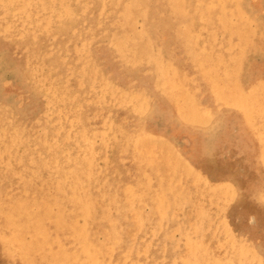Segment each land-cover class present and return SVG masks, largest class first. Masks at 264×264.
Here are the masks:
<instances>
[{
	"label": "rangeland",
	"instance_id": "obj_1",
	"mask_svg": "<svg viewBox=\"0 0 264 264\" xmlns=\"http://www.w3.org/2000/svg\"><path fill=\"white\" fill-rule=\"evenodd\" d=\"M142 1L0 0V264H264V0Z\"/></svg>",
	"mask_w": 264,
	"mask_h": 264
},
{
	"label": "bare ground",
	"instance_id": "obj_2",
	"mask_svg": "<svg viewBox=\"0 0 264 264\" xmlns=\"http://www.w3.org/2000/svg\"><path fill=\"white\" fill-rule=\"evenodd\" d=\"M141 1H142V0H141ZM144 1H145V0H144ZM147 1H148V0H147ZM149 1H150V0H149ZM149 1H148V2H149ZM157 1H158V0H157ZM159 1H160V0H159ZM161 1H162V0H161ZM161 1H160V3H161ZM166 1H167V4H171V7L173 8V10H174L173 12H174L175 14H180V12H181V11H180V10H181V4H180L181 1H180V0H166ZM231 1H234V0H231ZM237 1H238V0H237ZM246 1H247V0H246ZM65 2H66V1H65ZM142 2H143V1H142ZM148 2L146 3L147 5H149ZM155 2H156V0L154 1V3H155ZM192 2H193V1H192ZM234 2H235V1H234ZM239 2H241V1H239ZM62 3H63V2H62ZM144 3H145V2H144ZM163 3H164V2H163ZM224 3H225V0H198V1H197V4H199V5H198V10H200L201 13H203V16H209V15H210V12H211L215 7H219V6L222 7V8H221V11L225 12V14L228 13V12H227V7H226V5H225ZM241 3H243V2H241ZM31 4H32V3H31ZM233 4L235 5V3H233ZM15 5H16V4H15ZM234 5H233V6H234ZM245 5H246V4H245ZM245 5H244V6H245ZM241 6H242V5H241ZM15 7H18V6H15ZM31 7H32V6H31ZM150 7H152V5H151ZM4 10H5V9H4ZM128 10H129V9H128ZM196 11H197V10H196ZM247 11H249V10H247ZM20 12H21V11H20ZM25 13H26V12H25ZM27 13H28V12H27ZM21 14H22V13H21ZM228 15H230V14H228ZM120 16H121V15H120ZM25 17H26V16H25ZM1 18H2V17H1ZM118 18H119V17H118ZM34 19H35V18H34ZM128 19H129V25H131V24H130V17H129ZM212 19H213V18H212ZM223 19H224V17H223L222 19H220V20H223ZM7 20H8V19H7ZM114 20H115V19H114ZM114 20H112V22H113ZM119 20H120V19H119ZM112 22H111V23H112ZM123 22H124V19H123ZM43 23H44V22H43ZM43 23H42V24H43ZM125 23H126V22H125ZM227 23H228V22H227ZM227 23H226V24H227ZM224 24H225V23H224ZM226 24H225V25H226ZM109 25H110V24H109ZM120 25H121V24H120ZM123 25H124V24H123ZM125 25H126V24H125ZM29 26H30V25H29ZM121 26H122V25H121ZM127 26H128V25H127ZM202 26H204V25H202ZM105 27H106V26H105ZM107 27H108V26H107ZM116 27H117V26H116ZM116 27L113 28V29L115 30ZM83 28H84V27H83ZM130 28H131V27H129V29H130ZM178 28H179V27H178ZM220 28H221V27H220ZM262 28H263V27H262ZM262 28H261V29H262ZM108 29H109V28H108ZM122 29H123V28H122ZM126 29H128V27H126ZM117 30H118V29H117ZM117 30H116V31H117ZM243 30H244V28H243ZM256 30H257V29H256ZM116 31H115V33H116ZM131 31H132V30H131ZM131 31H130V32H131ZM198 31H199V30H198ZM36 32H37V31H36ZM127 32H128V31H127ZM127 32H126V33H127ZM130 32H129V34H130ZM135 32H137V31H135ZM176 32H177V29H176ZM178 32H179V30H178ZM181 32H182V31H181ZM124 33H125V31H124ZM126 33H125V35H126ZM133 33H134V32H133ZM29 34H30V33H29ZM120 34H121V33H120ZM134 34H135V33H134ZM4 35H5V34H4ZM15 36H16V35H15ZM120 36H121V35H120ZM128 36H129V35H128ZM232 36H234V35H232ZM135 37H136V35H135ZM4 38H6V37H4ZM118 38H119V37H118ZM130 38H133V36L130 37ZM136 38H137V37H136ZM256 38H257V37H256ZM7 39H8V38H7ZM68 39H69V38H68ZM113 39H114V38H113ZM116 39H117V37H116ZM252 39H253V38H252ZM111 40H112V39H111ZM143 40H144V39H143ZM223 40H225V38H224ZM234 40H235V39H234ZM112 41H113V40H112ZM231 41H232V40H231ZM113 42H114V41H113ZM225 42H226V41H225ZM227 42H228V41H227ZM50 43H51V42H50ZM139 43H140V42H139ZM141 43H142V42H141ZM222 43H223V42H222ZM130 44H131V43H130ZM199 44H200V43H199ZM232 44H233V43L231 42V45H232ZM145 46H146V45H145ZM194 49H195V48H194ZM228 49H229V48H228ZM184 50H185V49H184ZM145 51L148 52L147 49H145ZM190 51H191V50H190ZM192 51H193V50H192ZM46 52H47V51H46ZM231 52H232V51H231ZM164 53H165V52H164ZM189 53H190V52H189ZM153 54H154V53H153ZM255 55H256V54H255ZM4 57H5V56H4ZM187 58H188V56H187ZM191 58H192V57H191ZM145 59H146V58H145ZM140 60H141V61H144L143 59H140ZM192 60H193V59H192ZM194 60H195V59H194ZM28 61H29V59H28ZM190 61H191V60H190ZM125 62H126V61H125ZM138 62H139V61H138ZM124 64H125V63H124ZM126 64H127V62H126ZM156 64H157V67L159 68L158 71L160 72V75L163 76V75L167 72V69L165 68V66L161 65V62H160V61L158 62V60H156ZM210 64L212 65V63H210ZM210 64H209V65H210ZM237 68H238V66H237ZM237 68L235 67V70H236V71H237ZM30 69H31V68H30ZM196 69H197V68H196ZM145 70H146V69H145ZM233 70H234V69H233ZM235 70H234V72H236ZM243 70H247V69H242V71H243ZM144 72H145V71H144ZM225 72H226V71H225ZM230 72H231V70L229 71V77L227 76L228 78H230L231 75H232V77H233V74H234V73H232L233 71L231 72V73H232L231 75H230ZM238 72H239V71H238ZM223 74H224V73H223ZM227 74H228V73H227ZM245 74H246V73H245ZM245 74H244V76L246 77ZM217 75H218V74H217ZM217 75H216V76H217ZM236 75H237V74H236ZM240 75H241V74H240ZM219 76H220V75H219ZM232 77H231V78H232ZM224 78L226 79V77H224ZM228 78H227V79H228ZM231 78L228 79V80H225V81H228V82H229V81L231 80ZM233 78H234V77H233ZM235 78H236V76H235ZM235 78L232 79L234 83H235V81L237 80V79L235 80ZM170 79H171V78H170ZM170 79H169V80H170ZM222 79H223V78H222ZM246 79H247V78H246ZM234 80H235V81H234ZM243 80H244V79H243ZM159 81H162V80L160 79ZM180 81H181V80H180ZM205 81H206V80H205ZM217 81H219V79H217ZM217 81H216L215 84H218ZM223 81H224V80H223ZM223 81H222V83H223ZM225 81H224V83H225L226 85H228V84H227L228 82H225ZM246 81H247V80H246ZM230 82H231V81H230ZM233 82H232V83H233ZM238 82H239V80H238ZM238 82L236 81L235 84H237ZM168 83H169V82H168ZM222 83H221V84H222ZM224 83H223V84H224ZM254 83H255V82H254ZM257 83H258V82H257ZM257 83H256V84H257ZM209 84H210V83H209ZM209 84H208V85H209ZM215 84H214V85H215ZM238 84H240V83H238ZM238 84H237V86H239ZM193 85H194V84H193ZM214 85H213V86H214ZM233 85H234V84H233ZM233 85H231V86H233ZM244 85H245V83H244ZM252 85H254V84H252ZM206 86H207V85H206ZM211 86H212V85H211ZM213 86H212V88H213ZM216 86H217V85H216ZM235 86H236V85H234V88H236ZM217 87H218V86H217ZM228 87H229V86H228ZM243 87H244V86H243ZM40 88H41V87H40ZM127 88H128V87H127ZM209 88H210V87H209ZM226 88H227V86H226ZM230 88H231V87H230ZM210 89H211V88H210ZM210 89H209V90H210ZM228 89H229V88H228ZM232 89H233V88H232ZM232 89H229L230 92H231ZM252 89H254V88H252ZM209 90H208V91H209ZM212 90H213V89H212ZM235 90H236V89H235ZM235 90H234V91H235ZM245 90H246V88H245ZM127 91H128V90H127ZM137 91H138V90H137ZM214 91H215V90H214ZM214 91H213V92H214ZM232 91H233V90H232ZM234 91H233V92H234ZM249 91H252V90H249ZM249 91H248V92H249ZM213 92H212V93H213ZM215 92H216V91H215ZM222 92H225V90H224V91L222 90ZM226 92H227V90H226ZM233 92H232V93H233ZM245 92H246V91H245ZM216 93H217V92H216ZM232 93L229 94V95H227V96H225L224 98H225L227 101H229V102L235 104L236 106L242 108L243 110H245V113H246V114H249V115H247V116L251 117V114H253L254 112H256V111H255L254 104H253V99H254V97L251 98V96H249V95H247V94H244V91H243V94L239 93L238 91H235L233 94H232ZM254 94H255V93H254ZM213 95H214V94H213ZM216 96H217V95H216ZM218 98H219V97H218ZM218 98H217V99L214 98L215 101L218 100ZM137 100H138V99H137ZM172 100H173V99H172ZM215 104H216V103H215ZM217 104H218V103H217ZM142 105H143V104H142ZM220 105L222 106V104H221V103L219 104V106H218L219 108L221 107ZM255 105H256V104H255ZM2 108H3V106H2ZM134 108H135V107H134ZM235 108H236V107H235ZM235 108H234V109H235ZM153 110H154V109H153ZM52 111H53V110H51V112H52ZM44 112H45V110H44ZM44 112H43V114H44ZM152 112H153V111H152ZM239 112H240V110H239ZM241 113H242V112H241ZM53 114H54V113H53ZM160 114H162V113H160ZM219 114H220V113H219ZM221 114H223V113L221 112ZM221 114H220V115H221ZM155 115H156V114H155ZM210 115H211V114H210L209 111L204 110V109H201V110H200V109H198V108H195V106H192L190 112L187 113L185 117H186L189 121L201 123V124L204 125L206 128H209V129L211 128V129H212V126H211L212 124H211V122H210V118H209ZM156 116H157V115H156ZM213 116H214V115H213ZM215 116H216V114H215ZM215 116H214V117H215ZM218 116H219V115H218ZM260 116H261V114H260ZM159 117H161V116H159ZM162 117H163V116H162ZM45 118H46V117H45ZM219 119H220V118H219ZM261 119L263 120L264 118H260L259 120L262 121ZM151 120H152V119H151ZM262 122H264V121H262ZM58 123H59V122H58ZM153 123H154V122H153ZM214 123H215V122H214ZM214 123H213V124H214ZM219 124H220V123H219ZM253 124H256V123H253ZM47 125H49V124H47ZM52 125H53V124H52ZM58 125H59V124H58ZM60 125H61V122H60ZM220 125H221V124H220ZM220 125H219V126H220ZM213 126H214V125H213ZM252 126H253V125H252ZM52 128H53V127H52ZM215 128H216V127H215ZM0 129H1V128H0ZM23 129H24V128H23ZM47 129H48V128H47ZM49 129H50V128H49ZM250 129H251V128H250ZM263 129H264V125H263ZM21 130H22V128H21ZM24 130H25V129H24ZM24 130H23V131H24ZM27 130H28V129H27ZM216 130H217V129H216ZM13 131H15V132H12L13 135H14V133H17V132H16V129L13 130ZM257 131H258V130H256V133H257ZM131 132H132V131H131ZM137 133H138V132H137ZM256 133L254 134V136L256 135ZM21 134H22V133H21ZM129 134H130V133H129ZM143 134H144V136L150 138V134H147V132H145V133H143ZM24 135H25V134H24ZM24 135H23V136H24ZM139 135H140V133H139ZM258 135H259V131H258ZM262 135H263V134H262ZM6 136H7V135H6ZM128 136H129V135H128ZM260 136H261V135H260ZM263 137H264V135H263ZM171 138H172V137H171ZM5 139H6V138H5ZM53 139H54V138H53ZM261 139H262V138H260V140H261ZM9 140H10V139H9ZM40 140H41V139H40ZM4 141H5V140H4ZM7 141H8V140H7ZM16 141H17V140H16ZM16 141H15V142H16ZM5 142H6V141H5ZM263 142H264V141H263ZM2 143H3V142H1L0 144H2ZM134 143H135V142H134ZM3 144H5V143H3ZM133 145H134V144H133ZM17 146H18V145H17ZM41 147H42V146H41ZM123 147H124V146H123ZM12 149H13V148H12ZM41 149H42V148H41ZM25 150H28V149H25ZM30 150H31V149H30ZM258 150H259V149H258ZM261 150H263V149H261ZM17 151H18V150H17ZM28 151H29V150H28ZM32 151H33V150H32ZM127 151H128V150H127ZM129 151H130V149H129ZM135 151H136V150H135ZM19 152H21V151H19ZM24 152H25V151H24ZM30 152H31V151H30ZM136 152H137V151H136ZM259 152H260V151H259ZM22 153H23V150H22ZM25 153H28V152L26 151ZM43 153H44V152H43ZM263 153H264V152H263ZM18 154H19V153H18ZM47 154H49V153L47 152ZM94 154H95V153H94ZM133 154H134V153H133ZM136 154H137V153H136ZM258 155H259V154H258ZM11 157H12V156H11ZM14 157H15V156H14ZM55 157H56V156H55ZM59 157H60V156H59ZM259 157H260V156H259ZM56 158H57V157H56ZM140 158H141V157H140ZM27 159H28V158H27ZM27 159L25 158L24 160H27ZM260 159H261V158H260ZM9 160H10V159H9ZM58 160H59V159H58ZM131 161H132V159H131ZM141 161H142V160H141ZM258 161H263V159H262V160H258ZM188 162H189V161H188ZM84 163H85V162H84ZM142 163H143V162H142ZM259 164H260V163H259ZM49 165H50V164H49ZM140 165H141V163H140ZM144 165H145V164H144ZM77 166H78V164H77ZM193 166H194V165H193ZM260 166H261V164H260ZM13 167H14V166H13ZM137 168H138V167H137ZM155 168H156V167H155ZM194 168H195V167H194ZM0 170H1V169H0ZM145 170H146V169H145ZM151 170H152V169H151ZM196 170H197V169H196ZM194 172H195V171H194ZM194 172H192V173H194ZM196 172H197V171H196ZM143 173H144V172H143ZM162 173H163V172H162ZM201 173H202V172H201ZM201 173H200V174H201ZM206 174H207V173H206ZM38 175H39V174H38ZM90 175H91V174H90ZM188 176H189V175H188ZM193 176H196V174L193 175ZM206 176H207V175H206ZM39 177H40V176H39ZM202 177H203V176H202ZM141 179H142V178H141ZM37 180H38V179H37ZM198 180H199V179H198ZM198 180H197V181H198ZM203 180H204V178H203ZM33 181H35V180H33ZM201 181H202V180H201ZM201 181H200V182H201ZM207 181H208V180H207ZM136 182H138V181H136ZM136 182H135V183H136ZM195 182H196V180H195ZM222 182H223V181H222ZM226 182H227V181H226ZM128 183H129V182H128ZM220 183H221V182H220ZM206 184H207V183H206ZM135 185H136V184H135ZM76 186H77V185H74V187H72V186L70 185V188L72 189V193H73V195H74V194H75V195H78V193L75 191ZM141 186H142V185H141ZM41 187H43V186H41ZM199 187H200V186H199ZM182 188H183V187H182ZM136 189H138V187H137ZM141 189H142V188H141ZM205 189H206V188H205ZM132 190H133V189H132ZM179 190H180V189H179ZM133 191H134V190H133ZM168 191H169V190H168ZM136 192H137V191H136ZM140 192H141V191H140ZM51 193H52V192H51ZM133 193H134V192H133ZM46 194H47V193H46ZM135 194H136V193H134V195H135ZM201 194H202V193H201ZM262 195H263V194H262ZM33 198H34V197H33ZM73 198H74V201H76V202H78V203L81 204V207H80V209H81V215H82V216H89V214L91 213L90 203H89L86 199H84V198H82V197H79V198H75V197H73ZM30 199H31V198H30ZM48 199H49V198H48ZM75 199H76V200H75ZM154 201H155V200H154ZM180 201H181V200H180ZM162 202H163V201H162ZM176 203H177V201H176ZM212 203H213V202H212ZM155 204H156V203H155ZM183 207H184V206H183ZM101 209H102V208H101ZM171 209H172V208H171ZM208 209H209V208H208ZM141 211H142V210H141ZM170 211H171V210H170ZM195 211H196V210H195ZM228 211H229V210H228ZM166 212H167V211H166ZM217 212H218V210H217ZM177 213H178V212H177ZM182 213H184V212H182ZM172 214H174V212H173ZM14 215H15V214H14ZM174 215H175V214H174ZM188 215H189V214H188ZM142 216H143V215H142ZM107 217H108V216H107ZM202 217H203V216H202ZM108 218H109V217H108ZM172 218H173V217H172ZM78 220H79V219H78ZM159 220H160V219H159ZM17 221H18V220H17ZM17 221H16V222H17ZM144 221H145V219H144ZM155 221H156V220H155ZM163 221H164V220H163ZM206 221H207V220H206ZM206 221H205V222H206ZM13 222H14V218H13ZM196 222H197V221H196ZM213 222H214V221H213ZM227 222H228V221H227ZM167 223H168V222H167ZM79 224H80V223H79ZM180 224H181V222H180ZM185 224H186V223H185ZM80 225H81V224H80ZM143 225H144V224H143ZM167 225H168V224H167ZM195 225H196V223H195ZM206 225H207V224H206ZM221 225H222V224H221ZM229 225H232V224H229ZM131 226H132V225H131ZM201 226H202V225H201ZM204 226H205V225H204ZM32 227H33V226H32ZM81 227H82V225H81ZM157 227H158V226H157ZM162 227H163V225H162ZM175 227H176V226H175ZM187 227H189V226H187ZM197 227H198V226H197ZM197 227H196V228H197ZM217 227H218V226H217ZM10 228H11V227H10ZM38 228H39V227H38ZM153 228L157 229L156 227H153ZM32 229H33V228H32ZM34 229H36V228H34ZM115 229H117V228H115ZM121 229H122V228H121ZM149 229H150V228H149ZM181 229H182V228H181ZM186 229H187V228H185V229H183V230L185 231ZM189 229H191V227H189ZM189 229H187L188 231H186V233L189 232V231L191 232V230H189ZM198 229H199V228H198ZM220 229H222V228H220ZM1 230H3V229H1ZM27 230H28V229H27ZM201 230H202V229H201ZM213 230H214V229H213ZM224 230H225V229H224ZM226 230H227V229H226ZM97 231H98V230H97ZM170 231H172V230L170 229ZM216 231H217V229H216ZM219 231H220V230H219ZM236 231H237V230H236ZM74 232H75V231H74ZM181 232H182V230H181ZM201 232L203 233V231H201ZM222 232H224V231H222ZM117 233H118V232H117ZM147 233H149V232H147ZM150 233H151V232H150ZM156 233H157V232H156ZM166 233H167V232H166ZM183 233H184V234H183ZM229 233H230V232H228V234H229ZM74 234H75V233H74ZM107 234H108V233H107ZM118 234H121V233H118ZM187 234H188V233H187ZM189 234H190V233H189ZM198 234H199V231H198ZM228 234H227V235H228ZM230 234H231V233H230ZM125 235H126V234H125ZM148 235H149V234H148ZM156 235H157V234H156ZM180 235H181V234H180ZM185 235H186L185 232H182V236H180V237H184ZM196 235H197V234H196ZM225 235H226V234H225ZM0 236H3V235H0ZM92 236H93V235H92ZM167 236H168V235H167ZM190 236H192V235H190ZM194 236H195V235H194ZM200 236H201V233H200ZM204 236H206V235H204ZM221 236H222V235H221ZM239 236H240V235H239ZM4 237H5V236H4ZM155 237H156V236H155ZM180 237H179V238H180ZM187 237H188V235H187ZM197 237H198V236H196V239H197ZM230 237H231V235H230ZM121 238H122V237H121ZM130 238H131V237H130ZM179 238H178V239H179ZM188 238H190V237H188ZM193 238H194V237H193ZM193 238L190 239L191 242H192V240H195V238H194V239H193ZM220 238H221V237H220ZM224 238H225V236H224ZM237 238H238V237H237ZM239 238H240V237H239ZM0 239H1V238H0ZM92 239H93V238H92ZM119 239H120V238H119ZM126 239H127V238H126ZM126 239H125V240H126ZM137 239H138V238H136V241H137ZM145 239H146V238H145ZM180 239H181V238H180ZM185 239H186V238H185ZM185 239H184V240H185ZM215 239H216V238H215ZM225 239H227V238H225ZM231 239H232V238H231ZM166 240H167V238H166ZM222 240H224V239H222ZM229 240H230V238H229ZM235 240H236V239H235ZM239 240H240V239H239ZM239 240H238V241H239ZM120 241H121V240H120ZM128 241H129V240H128ZM174 241H175V240H174ZM174 241H172V242H174ZM177 241H178V240H177ZM188 241H189V239H188ZM196 241H199V237H198V239H197ZM203 241H204V240H203ZM238 241H237V245H239V244H238ZM240 241L243 242L242 239H241ZM123 242H124V241H123ZM123 242H122V243H123ZM129 242H130V241H129ZM169 242H171V240H170ZM172 242H171V243H172ZM201 242H202V241H201ZM208 242L210 243V241H208ZM208 242H207V243H208ZM218 242H220V240H219ZM232 242H234V241L232 240ZM246 242H247V241H246ZM246 242H245V243H246ZM249 242H250V241H249ZM56 243H57V242H56ZM119 243H120V242H118V244H119ZM124 243H126V242H124ZM138 243H139V240H138V242H137L136 248H137V246H139ZM142 243H143V242H142ZM174 243H175V242H174ZM174 243H172L173 246H174ZM182 243H185V242L182 241ZM194 243H195V241H194ZM198 243H200V242H198ZM207 243H206V244H207ZM220 243H222V242H220ZM245 243H243V244H245ZM250 243H251V242H250ZM1 244H2V243H1ZM175 244H176V243H175ZM189 244H190V243H189ZM192 244H193V243H192ZM192 244H190V246H192ZM204 244H205V243H203V245H204ZM214 244H215V243H214ZM225 244H227V243H225ZM231 244H232V243H231ZM231 244H229V245H231ZM243 244L240 243L241 246H242ZM252 244H253V242H252ZM126 245H128V244H126ZM126 245H125V248H127ZM140 245H141V244H140ZM150 245H151V244H150ZM152 245H154V244H152ZM152 245H151V246H152ZM177 245H178V244H177ZM179 245H180V244H179ZM185 245H187V244H185ZM185 245H183V246H185ZM203 245H201V243H200L199 247L202 248L201 246H203ZM208 245H209V244H207V246H208ZM215 245H216V244H215ZM233 245H234V244H232L231 246H233ZM237 245H235V247H236ZM240 245H239V246H240ZM253 245H254V244H253ZM107 246H109V245H107ZM107 246H106V247H107ZM119 246H120V245H119ZM119 246H118V247H119ZM121 246H122V245H121ZM169 246H170V244H169ZM194 246H195V245H194ZM207 246L205 247V248H206L205 250H207ZM216 246H217V245H216ZM216 246H215V250H216ZM239 246H238V247H239ZM248 246H249V245H248ZM1 247H2V246H1ZM12 247H13V246H12ZM83 247H84V251H85V252H83V253L85 254L84 256H89L90 251L88 250V248H86V246L83 245ZM87 247H89V246H87ZM123 247H124V246H123ZM123 247H122V249H123ZM139 247H140V246H139ZM178 247H179V246H178ZM178 247H177V248H178ZM223 247H224V246H223ZM235 247H233V248H235ZM238 247H237V248H238ZM244 247H245V245H244ZM48 248H49V247H48ZM107 248H108V247H107ZM119 248H120V247H119ZM136 248H135V250H138V251H139V249H136ZM143 248H144V246H143ZM162 248H163V247H162ZM174 248H175V247H174ZM200 248H199V249H200ZM203 248H204V247H203ZM211 248H212V247H211ZM240 248L242 249V247H240ZM245 248L247 249V247H245ZM108 249H109V248H108ZM110 249H111V247H110ZM127 249H128V248H127ZM131 249H134L133 246H132ZM150 249H151V248H150ZM154 249H155V248H154ZM196 249H197V246H196V248H195V251H196ZM220 249H221V247H220ZM249 249H252V245H251V248L248 247V250H249ZM1 250H2V249H1ZM10 250H12V249H10ZM135 250H134V252H135ZM152 250H153V249H152ZM156 250H157V249H156ZM186 250H187V249H186ZM188 250H191V249L189 248ZM217 250H218V248H217ZM232 250H233V249H232ZM243 250H244V249H243ZM243 250H242V252H240V254L243 253ZM150 251H151V250H150ZM150 251H149V252H150ZM160 251H161V250H160ZM197 251H198V250H197ZM197 251H196V252H197ZM230 251H231V249H230ZM234 251H235V250H234ZM238 251H239V249H238ZM240 251H241V250H240ZM246 251H247V250H246ZM246 251H244V252H246ZM28 252H29V251H28ZM143 252H144V250L142 251V253H143ZM158 252H159V251H158ZM189 252H190V251H189ZM193 252H194V250H193ZM193 252H191L190 254L193 255ZM200 252H202V251H200ZM208 252H209V251H207V253H208ZM252 252H253V251H252ZM252 252H251V253H252ZM145 253H146V252H145ZM152 253H153V252H152ZM152 253H151V255L153 256ZM164 253H165V252H164ZM183 253H184V252H183ZM212 253H214V251H213ZM212 253H211V254H212ZM230 253H231V252H230ZM230 253H229V254H230ZM236 253H237V252H236ZM247 253H248V252H247ZM247 253H246V254H247ZM120 254H121V252H120ZM122 254H123V253H122ZM134 254H135V253H134ZM202 254H203V253H202ZM205 254H206V252H205ZM205 254H203L204 257H202V258H205V256H208V257H206V260H207V261H206V264H208V263H207V262H208V259H207V258H209V255H210V254H209V255H205ZM215 254H217V253L215 252L214 255H215ZM219 254H220V253H219ZM221 254H222V253H221ZM229 254H228V255H229ZM231 254H233V253H231ZM240 254L237 253V255H240ZM252 254H253V255H252V256H253L252 259H254V255H256V254H258V253L255 254V252H253ZM123 255H124V254H123ZM146 255H147V254H146ZM151 255H150V256H151ZM161 255L163 256V252H162ZM179 255H180V254H179ZM188 255H189V254H188ZM198 255H199V252H198ZM212 255H213V254H212ZM212 255H211V256H212ZM234 255H235V254H233L232 257H234ZM249 255H250V254H249ZM259 255H260V254H259ZM139 256H143V255H139ZM139 256H138V257H139ZM165 256H166V255H165ZM186 256H187V255H186ZM186 256H183V260H182V262L184 261V259H185ZM218 256H219V255H218ZM235 256H236V255H235ZM242 256H243V255H242ZM242 256H238L237 258H240V257H242ZM244 256H246V255H244ZM257 256H258V255H257ZM260 256H261V255H260ZM260 256H259V257H260ZM146 257H148V255H147ZM179 257H180L179 260L181 261V257H182V255H180ZM179 257H178V258H179ZM191 257H192V256H191ZM194 257H195V256H194ZM194 257H193V260H194ZM200 257H201V254H200ZM223 257H224V255H223ZM225 257H226V255H225ZM232 257H230V258H232ZM250 257H251V256H250ZM259 257H255V258H259ZM71 258H72V257H71ZM93 258H94V257H93ZM141 258H142V257H141ZM148 258H149V257H148ZM152 258L154 259L155 257H152ZM168 258H169V257H168ZM168 258H167V256L164 257V259H168ZM173 258H175V257H173ZM198 258H199V257H198ZM230 258H229V259H230ZM237 258H236V259H237ZM260 258H262V257H260ZM260 258H259V259H260ZM76 259H77V258H76ZM94 259H96V258H94ZM132 259H133V258H132ZM150 259H151V258H150ZM161 259H163V258L161 257ZM171 259H172V258H170L169 260H171ZM190 259H191V258H190ZM190 259H189V256H188V261H189ZM213 259H215V258H213ZM227 259H228V258H227ZM227 259H225V261H228ZM236 259H235V260H236ZM244 259H245V258H244ZM247 259L249 260V258H247ZM250 259H251V258H250ZM143 260L145 261L146 259H143ZM154 260H156V258H155ZM154 260H153V261H154ZM158 260H160V259H158ZM158 260H157V261H158ZM174 260L177 261L176 259H174ZM186 260H187V258H186ZM186 260H185V261H186ZM195 260L197 261V264H198V263L200 262L199 260H201V259L199 258V259H195ZM211 260H212V259H210V261H211ZM223 260H224V259H223ZM233 260H234V259H233ZM248 260H247V261H248ZM260 260H261V259H260ZM262 260H263V259H262ZM137 261H138V258H137ZM137 261H136V262H137ZM140 261H141V260H140ZM153 261H152V262H153ZM157 261H156V262H157ZM160 261L163 262L162 260H160ZM160 261H159V262H160ZM164 261H165V260H164ZM172 261H173V260H172ZM175 261H174V263L176 264L177 262H175ZM185 261H184V262H185ZM198 261H199V262H198ZM201 261H203V259H202ZM210 261H209V264H210ZM216 261H217V264L220 263V262H218V260H216ZM231 261H232V259H231ZM241 261H242V263H243V259H241ZM241 261H239V264H241ZM252 261H253V260H252ZM130 262H131V260H130ZM130 262H129V263H130ZM169 262H170V261H169ZM182 262H181V263H182ZM189 262L192 263V262H194V261L190 260ZM213 262H215V261H213ZM256 262H258V261L256 260ZM141 263H143V261H142ZM157 263H158V262H157ZM157 263H155V264H157ZM170 263H171V262H170ZM181 263H179V264H181ZM191 263H190V264H191ZM202 263H203V262H202ZM211 263H212V262H211ZM221 263H222V262H221ZM228 263H231V262H228ZM228 263L226 262V263H223V264H228ZM233 263H235V262H233ZM247 263H248V262H247ZM251 263H252V262H251ZM145 264H146V261H145ZM149 264H150V263H149ZM152 264H153V263H152ZM159 264H160V263H159ZM161 264H162V263H161ZM171 264H172V263H171ZM199 264H200V263H199ZM214 264H215V263H214ZM236 264H237V262H236ZM248 264H250V262H249ZM258 264H260V262H259ZM262 264H263V263H262Z\"/></svg>",
	"mask_w": 264,
	"mask_h": 264
}]
</instances>
